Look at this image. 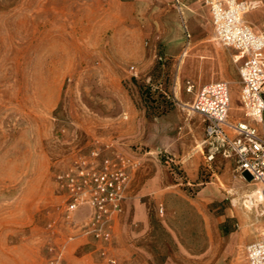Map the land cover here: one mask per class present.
Listing matches in <instances>:
<instances>
[{"label": "rangeland", "instance_id": "obj_1", "mask_svg": "<svg viewBox=\"0 0 264 264\" xmlns=\"http://www.w3.org/2000/svg\"><path fill=\"white\" fill-rule=\"evenodd\" d=\"M71 2L0 0V264H48L49 246L73 234L71 222L81 221L77 213L65 211L59 177L93 150L104 157L122 155L130 162L131 179L135 173L140 180L136 197L149 212L136 260L122 261L113 254V243L109 246L116 264H192V249L207 248V236L201 237L206 224L221 214L236 215L234 224L241 225L245 240L263 239L264 207H249L245 196L260 185L241 177L226 161L205 170L199 147L205 137L204 125L198 128L201 118L191 126L183 120L176 129L158 130L152 145L118 144L125 142L131 110L145 111L133 77L141 83L150 78L170 93L175 108L156 119L177 110L176 97L190 95L184 90L186 80L179 77L176 94L180 63L166 59L160 46L149 71L136 77L134 65L126 64L121 71L129 77L117 81L118 71L98 65L99 58H87L70 37ZM89 2L92 10L106 8L105 0ZM211 43L218 44L214 33ZM238 88L233 96L239 101ZM160 146L176 160L202 158L199 179L189 183L172 156L173 167L163 162ZM71 248L77 264H112L92 239L71 241L67 253ZM242 253L246 256L245 247Z\"/></svg>", "mask_w": 264, "mask_h": 264}, {"label": "crops", "instance_id": "obj_2", "mask_svg": "<svg viewBox=\"0 0 264 264\" xmlns=\"http://www.w3.org/2000/svg\"><path fill=\"white\" fill-rule=\"evenodd\" d=\"M244 1L251 5L245 20L251 22L258 32L263 31L264 0ZM71 3L74 10L69 15L70 37L80 43L79 46L85 51L87 58H99L101 61L98 65L118 71L115 74L117 81L129 77L121 71L126 68V64L134 65L132 69L135 72L132 75L136 77L149 71L159 56L158 47L162 46L166 59L178 60L180 63L176 94L179 89V77L186 80L185 91L188 83L199 89L210 83L225 82L231 89L232 110L229 122L256 126L244 116L240 97L238 101L233 96L237 84L240 92V67L244 59L239 58V52L234 48L225 47L218 42L211 43L214 33L212 16L202 0H181L182 15L173 0H105L106 8L100 11L92 10L89 0H72ZM206 42H210V45L198 47ZM195 48L197 50H194ZM184 53L186 56L183 58ZM150 80L149 78L148 81ZM189 97H192V100H189ZM194 98V94L183 98L176 97L179 102L177 110L164 119L148 118L145 111L135 107L126 122L125 142L119 141L118 144L127 142L152 145L158 130H163L164 133L169 129H176L183 120H187L191 126V121L200 119L189 111ZM169 121L171 124L166 125ZM198 128H203V122ZM199 147L202 152V144ZM158 149L159 153L172 156L176 160L166 147L160 146ZM175 163L187 174L189 183L199 179L202 158L186 162L177 159ZM225 164L230 167L233 165L231 162ZM139 183L140 180L134 173L124 202V213L115 225L113 254L121 257L122 261L137 259L135 254L141 249L138 243L146 237L149 228V212L136 197ZM236 183L242 185L240 177H236ZM207 189H203V192ZM247 193L246 191L245 196ZM90 214V209L84 207L77 212L76 218L84 221ZM234 218H237L236 215L231 213L221 214L206 224V232L201 237L207 236V248L192 249L189 257L192 264H248L242 252L244 247L246 249L250 244L248 242L252 241L242 238V227L240 224H234ZM223 230L228 231V234L225 235ZM131 236H134V242ZM67 262L77 264L74 248L68 251Z\"/></svg>", "mask_w": 264, "mask_h": 264}, {"label": "built area", "instance_id": "obj_3", "mask_svg": "<svg viewBox=\"0 0 264 264\" xmlns=\"http://www.w3.org/2000/svg\"><path fill=\"white\" fill-rule=\"evenodd\" d=\"M173 1L182 15L181 0ZM202 1L210 9L215 41L236 49L239 58L244 59L240 67L239 96L244 116L256 125L229 122V84L214 82L197 89L188 83L186 92L195 95L189 111L199 116L204 125L203 167L212 169L219 160L231 162L241 177L247 175L261 186L264 196V31L256 32L245 20L251 9L247 1ZM173 162L166 156L167 165L173 167ZM129 168L130 162L122 155L104 157L99 150H93L79 157L59 177V190L67 214L73 215L84 207H88L91 214L79 223L72 221L73 234L49 246L48 264H68V244L83 238L97 243L105 260L117 263L109 253V246L114 240L115 225L124 213L131 182ZM246 259L248 264H264V238L247 246Z\"/></svg>", "mask_w": 264, "mask_h": 264}, {"label": "trees", "instance_id": "obj_4", "mask_svg": "<svg viewBox=\"0 0 264 264\" xmlns=\"http://www.w3.org/2000/svg\"><path fill=\"white\" fill-rule=\"evenodd\" d=\"M132 82L139 87V95L148 118H161L175 108V103L170 93H168L167 89L161 87V84H155L153 80L141 83L135 77L132 78ZM162 161L166 163L165 155H163ZM177 172L183 176L182 172ZM223 233L227 235L228 231L223 230Z\"/></svg>", "mask_w": 264, "mask_h": 264}, {"label": "bare ground", "instance_id": "obj_5", "mask_svg": "<svg viewBox=\"0 0 264 264\" xmlns=\"http://www.w3.org/2000/svg\"><path fill=\"white\" fill-rule=\"evenodd\" d=\"M187 51V50H186ZM189 51V50H188ZM186 56V53H184L183 55V58ZM186 63V62H185ZM182 66V65H181ZM186 106V105H184ZM232 110V109H231ZM239 110V109H238ZM191 113V112H190ZM231 119V117H230ZM237 120V119H236ZM256 184V183H255ZM245 190V189H244ZM246 198H248V201H247V204L249 205V207H252L255 205V204H258L262 207H264V196H263V192H262V188L261 186L260 187H256V188H253L251 190V192H248L246 194ZM245 200V199H244ZM242 201V200H241ZM241 205V204H240ZM242 206V205H241ZM243 207V206H242ZM245 207V206H244ZM258 207V206H257ZM245 210V208H244ZM259 210V209H258ZM258 212V211H257Z\"/></svg>", "mask_w": 264, "mask_h": 264}, {"label": "water", "instance_id": "obj_6", "mask_svg": "<svg viewBox=\"0 0 264 264\" xmlns=\"http://www.w3.org/2000/svg\"><path fill=\"white\" fill-rule=\"evenodd\" d=\"M245 177L251 180V178H250V177H248L247 175H245Z\"/></svg>", "mask_w": 264, "mask_h": 264}]
</instances>
